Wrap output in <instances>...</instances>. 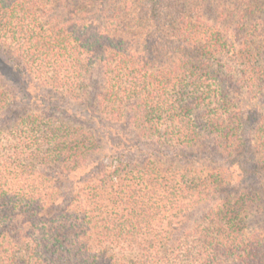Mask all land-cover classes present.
<instances>
[{"label": "trees", "instance_id": "obj_1", "mask_svg": "<svg viewBox=\"0 0 264 264\" xmlns=\"http://www.w3.org/2000/svg\"><path fill=\"white\" fill-rule=\"evenodd\" d=\"M0 55V264H264V0H0Z\"/></svg>", "mask_w": 264, "mask_h": 264}, {"label": "rangeland", "instance_id": "obj_2", "mask_svg": "<svg viewBox=\"0 0 264 264\" xmlns=\"http://www.w3.org/2000/svg\"><path fill=\"white\" fill-rule=\"evenodd\" d=\"M227 2L228 1H225V5L228 4ZM211 18L213 20L215 19L213 17H211ZM2 57L3 56L0 57V62L1 61L3 62V60H5V61L7 60L5 57H4V59ZM0 65H1V63H0ZM10 80H11V83L9 84L10 85L9 90L16 92V90H14L12 87H13V84H15V83H17V85H18V81H17V79L15 80L14 76H11ZM2 81L4 82V79H2ZM7 86H8V84H7ZM18 96H19V94H18ZM77 109H79V108H77ZM72 110L75 111L74 106L72 107ZM81 110H83V109H81ZM63 111L67 112L65 109H63ZM58 113H60V110L58 112L54 111V116L57 118L60 117V114H58ZM73 114H75V113H73ZM76 120H77V117H76ZM83 125L85 127L89 126V125H85L84 123H83ZM161 147L162 148L156 154H155V151H152V154H150V151H143V153H140V154H135V153L129 154L127 157V161H128L127 163L133 164L134 169L139 170L141 173H144V175H149L150 173H147L148 171L162 172L159 174H163V173L167 174V173H172V171H174V173H178V176L176 178L183 181L185 178L189 177L188 175L193 174V171L190 170V166H189L190 163L188 162L190 160V157L193 155L192 152L189 154L184 153V154L174 155V157H173L172 156L173 154H170V150L168 147L163 146V145H161ZM206 152H207V149L205 150L204 153H206ZM202 166H205V164H202ZM92 167H93V165H90V167L86 169L85 173L84 172L81 173V176L83 175V177L80 176L81 178L79 177V174H77L76 177H74L73 184H75L76 181H79V183H81L82 181H85L83 179L88 177L89 173H91ZM194 167H192V168H194ZM206 168H211V167L206 165ZM202 175H203V173H202ZM201 176L199 175L197 178H199ZM248 184H249L248 186L250 188H252L250 182H248ZM60 190L62 192V196H64L66 198L68 195V185H62ZM232 192H235V191L232 190ZM260 196H261V194H260ZM261 197H263V196H261ZM229 198L231 199L232 203H234L236 201L238 202V200H239L238 196H236V195L229 197ZM263 202H264V200H263ZM203 205L199 208V210H197L195 212H193V211L188 212V214H190V215L187 218V220H190V222H192V221L198 222L201 219V217L207 213V209L209 208V204H207V201L205 203H203ZM73 207H74V205H73ZM243 218L245 221L244 223L246 226V230H245L246 233H248L250 235H253V234H259L260 235L261 234L260 239L262 240V238L264 237V203L262 204L260 201L256 205L254 204L252 206H246L244 211H243ZM157 221H158V219H155V223ZM15 223L19 225L21 223V220H18ZM180 228L181 227H177V230ZM90 234H91V236L87 235V237H90V238H92L91 240H94L93 234L92 233H90ZM120 255L123 257L122 258L123 262H121V264H124L128 260H129L128 261L129 263L130 262L133 263L135 261H138L137 259L143 256L142 253H138V252L129 253L126 251H124ZM128 262L125 264H128Z\"/></svg>", "mask_w": 264, "mask_h": 264}]
</instances>
